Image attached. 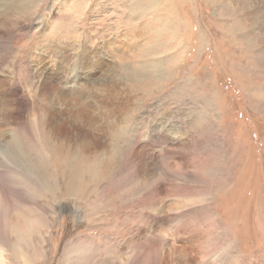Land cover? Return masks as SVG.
Masks as SVG:
<instances>
[{
  "label": "rangeland",
  "instance_id": "rangeland-1",
  "mask_svg": "<svg viewBox=\"0 0 264 264\" xmlns=\"http://www.w3.org/2000/svg\"><path fill=\"white\" fill-rule=\"evenodd\" d=\"M23 2L0 264H264V0Z\"/></svg>",
  "mask_w": 264,
  "mask_h": 264
},
{
  "label": "bare ground",
  "instance_id": "bare-ground-1",
  "mask_svg": "<svg viewBox=\"0 0 264 264\" xmlns=\"http://www.w3.org/2000/svg\"><path fill=\"white\" fill-rule=\"evenodd\" d=\"M24 2H23V4H20L19 6H18V10H14V11H21V12H23V11H26V9H27V3L28 2H30V1H34V0H23ZM152 1V0H151ZM31 3V2H30ZM233 8V7H232ZM30 9V8H29ZM82 9V8H81ZM148 9V8H147ZM7 11V10H6ZM81 11V10H80ZM139 12V10L136 12V14ZM2 13V12H1ZM139 13H143V10H141ZM247 14V13H246ZM235 15V14H234ZM242 19V18H241ZM128 20H129V17H128ZM131 22V21H130ZM245 22H247V21H245ZM2 117V118H1ZM44 117V116H43ZM17 120H18V117L16 116V115H14L13 114V112H9V111H7L6 110V112H3V113H0V126H8V125H11V124H17ZM41 121V120H40ZM47 129V128H46ZM6 132V131H5ZM11 132V131H10ZM50 133V132H49ZM8 135H9V133H8ZM46 138V137H45ZM46 139H48V138H46ZM3 142V141H2ZM35 143V142H34ZM22 144V143H21ZM55 146V145H54ZM35 147H37L36 145H35ZM39 147V146H38ZM56 147V146H55ZM42 148H43V146H42ZM38 149V148H37ZM39 152V151H38ZM44 153H45V151H43ZM42 152V153H43ZM35 153H36V150H35ZM59 153V152H58ZM37 154H39V153H37ZM52 154V153H51ZM50 154V155H51ZM54 154V153H53ZM64 155V154H63ZM53 156H55V155H53ZM37 157V156H36ZM42 157V156H41ZM59 157V156H58ZM44 158V157H43ZM47 158V157H46ZM53 159V158H52ZM61 159V158H60ZM36 160V159H35ZM43 161V160H42ZM57 161V160H56ZM60 161V160H59ZM61 162V161H60ZM15 163V162H14ZM39 163V162H38ZM68 165V164H67ZM65 166H66V164H65ZM71 168V167H70ZM67 170H68V167H67ZM70 172V171H69Z\"/></svg>",
  "mask_w": 264,
  "mask_h": 264
}]
</instances>
